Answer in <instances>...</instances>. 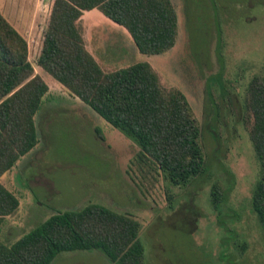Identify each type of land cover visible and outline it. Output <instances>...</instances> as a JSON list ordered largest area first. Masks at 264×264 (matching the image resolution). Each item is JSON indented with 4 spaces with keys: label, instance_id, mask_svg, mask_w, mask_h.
I'll return each instance as SVG.
<instances>
[{
    "label": "rangeland",
    "instance_id": "rangeland-1",
    "mask_svg": "<svg viewBox=\"0 0 264 264\" xmlns=\"http://www.w3.org/2000/svg\"><path fill=\"white\" fill-rule=\"evenodd\" d=\"M171 1L179 33L162 54L141 53L129 31L98 9L85 11L81 26L106 71L145 61L165 88L185 94L207 161L186 186L142 161L131 137L37 65L52 0H0L19 30L35 25L29 59L50 87L35 117L36 148L1 178L20 200L0 226L1 243L13 245L57 212L98 203L140 222L145 264H264V228L251 204L260 163L242 122L248 85L264 77V0ZM215 185L220 208L212 202ZM50 264L111 261L101 250H75Z\"/></svg>",
    "mask_w": 264,
    "mask_h": 264
},
{
    "label": "trees",
    "instance_id": "trees-1",
    "mask_svg": "<svg viewBox=\"0 0 264 264\" xmlns=\"http://www.w3.org/2000/svg\"><path fill=\"white\" fill-rule=\"evenodd\" d=\"M98 9L125 27L137 49L148 55L172 49L179 19L171 0H53L37 65L113 127L133 139L140 159L173 184L186 186L207 171L202 130L185 94L163 86L148 62L103 69L86 46L81 21ZM49 85L29 59V43L0 10V226L20 200L2 176L38 144L35 117ZM242 122L260 163L251 204L264 228V77L247 89ZM218 185L212 202L220 208ZM140 222L128 214L90 203L60 211L13 245L0 242V264H50L64 251L101 250L111 264H145Z\"/></svg>",
    "mask_w": 264,
    "mask_h": 264
},
{
    "label": "crops",
    "instance_id": "crops-1",
    "mask_svg": "<svg viewBox=\"0 0 264 264\" xmlns=\"http://www.w3.org/2000/svg\"><path fill=\"white\" fill-rule=\"evenodd\" d=\"M52 2H53V0H52ZM52 2H51V5H52ZM85 14H86V12L84 13V16H85ZM83 16V17H84ZM15 26V25H14ZM90 26V25H89ZM16 27V26H15ZM46 27H47V23L45 24V26L43 27V30H42V35H41V39H42V45H43V38H44V31L46 30ZM17 28V27H16ZM18 29V28H17ZM19 30V29H18ZM23 35H25V37L27 38V40H28V43H29V48H31V44H32V42L33 41H35V42H37V36L38 35H36V33H37V31H36V28H35V25L34 26H31L30 28H27L26 30L25 29H22L21 30V28H20V30H19ZM84 31H86V30H83V32ZM84 38H85V41H86V46L88 45L87 43H88V39H87V34H86V32H84ZM88 47V46H87ZM41 51V50H40ZM90 51V50H89ZM40 55V54H39ZM49 90H50V87H49ZM50 91H48V93H49ZM47 95V94H46ZM45 95V96H46ZM36 148V147H35ZM24 157V156H23ZM23 157L18 161V163H17V165L14 167V168H12L10 171H13L14 169H16L17 167H19V163H20V161L23 159ZM10 171H8V172H10Z\"/></svg>",
    "mask_w": 264,
    "mask_h": 264
}]
</instances>
